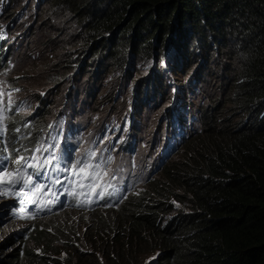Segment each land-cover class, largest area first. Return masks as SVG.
Returning a JSON list of instances; mask_svg holds the SVG:
<instances>
[{
    "label": "clouds",
    "instance_id": "1",
    "mask_svg": "<svg viewBox=\"0 0 264 264\" xmlns=\"http://www.w3.org/2000/svg\"><path fill=\"white\" fill-rule=\"evenodd\" d=\"M20 1L0 0V33H2L0 35V116L3 117V124L6 128L4 136L0 137L2 141L0 149L4 150L2 154L15 158L17 153L14 150L19 149L21 153L28 156L32 153L25 149L31 150L41 145L47 147L48 144H58V147L50 151L54 150L56 156L62 159L61 168L66 162H75L76 159L83 160L89 152H95V157L89 162L90 164L101 156L105 160H110V163L104 165L109 171L103 180L98 179L92 192L87 191V179H76L75 170H73V172L59 173L62 183L57 184L51 190L46 187L35 192L32 199L36 200V203L26 200L22 206L19 203L20 198L11 194L0 195V264H33L34 256L37 255L43 256L39 264H57V262H52L54 258H58L64 264H70L71 262L78 263L81 256L90 254L92 258H97L106 264L102 251L106 247L107 237L91 234L95 230L92 228L95 218L100 214L122 218L135 209L140 200H150L149 193L153 183L180 169L185 161L189 142L204 133L209 116L215 118L220 126L237 129L250 120V113L245 110V102L239 96L232 95L229 76L233 70L228 68L221 53L215 49L208 51L205 45L197 43L193 45L192 50L195 54L187 55L179 53L172 43L168 42L163 49H154L150 55H137H140L145 62L157 59L161 64L165 59L180 57L187 69L197 64L203 66L201 58L215 59L217 65L222 68L221 71L226 73L222 93H224L225 100L231 101L234 105L235 121H231L226 115L222 116L216 108L208 104L202 106L201 115L198 117L192 100H196L199 86L190 82L192 93L180 98L176 87L164 80L163 76L157 72L133 81L137 87L139 86L140 97L149 93L160 96L165 86L172 85L173 92L160 97L168 103L160 118L163 122L162 126L155 132L150 133L148 130H143L141 121L143 116L137 111L141 103L139 99L132 98V95L130 99L128 98L130 105L122 113L117 112L115 106L114 110L112 106L103 105L101 108L96 106L92 113L94 120L90 123L83 122L76 111L79 106L75 105L74 110H71L70 105L65 101L69 97V90L76 86L75 82L68 87L65 99L59 104L56 91H50L51 86H45L37 92L27 90L25 93V85L21 82L23 73L18 74L17 69L22 62L25 65L23 52L29 43L22 40L33 32H26L16 24V8ZM40 2L47 6L46 22L53 25L52 21L55 20L56 13H59L62 18L66 15L65 22L67 23L81 15L78 18L80 33L75 39L69 40L73 41L71 45L81 57L77 65V67H83V70H80V76L89 72L90 75H95L100 71L107 73L110 70L109 61L115 63L117 60L112 61L105 57L101 60L100 56L96 59L92 58L93 40L88 39L86 35L85 7L79 8L78 6L83 2L81 0H40ZM19 13H22V10ZM190 26V23H182L178 27L181 38L189 45L190 35H192ZM72 35L74 36L75 32ZM53 37L49 34L47 40L51 41ZM173 37L177 35L173 33ZM33 57L35 58L34 55ZM131 58L132 56L128 55L124 61L126 65ZM194 59H198V63L192 66ZM49 64L53 70L49 81L58 84L63 77L62 63L59 62V70L55 69L51 63ZM102 64L107 67H103ZM233 65L235 67L234 63ZM66 73L67 75L77 74L70 67ZM199 78L197 77V80ZM43 97L47 101H44ZM56 105L58 113L53 111L52 106ZM217 105L221 103L218 102ZM238 108L241 116L237 114ZM257 110L256 106L253 111L257 113ZM263 112L264 106L257 116L262 118ZM89 133L90 137H88ZM52 137H56V140ZM48 154L44 151L35 153L36 156H48ZM14 167L16 166L10 165L9 172H12ZM48 171L51 173L50 168ZM90 172L91 168L85 167L79 175L84 177ZM5 175L8 176V173ZM110 177L112 187L107 189L103 198L97 199L95 193L99 191V185ZM32 179L38 181L39 177L33 176ZM69 191L72 194H69ZM110 192L115 194L109 195ZM179 192L184 193L183 189H179ZM178 198L171 195L169 198L171 208L158 213L163 226L168 225L170 219H175L181 212L189 209L186 200L182 201ZM86 200L87 203L84 202ZM117 233L118 230L113 232L112 236ZM167 239L168 237L160 230H156L151 238L145 239L142 247H137L136 250H141V253L148 255V258L139 260L140 264H149L152 260H156L163 251ZM109 242V249H112L111 253L114 254L120 244ZM147 243H151V246L145 247ZM134 253L135 251H126L123 258H129Z\"/></svg>",
    "mask_w": 264,
    "mask_h": 264
},
{
    "label": "trees",
    "instance_id": "2",
    "mask_svg": "<svg viewBox=\"0 0 264 264\" xmlns=\"http://www.w3.org/2000/svg\"><path fill=\"white\" fill-rule=\"evenodd\" d=\"M81 1L92 58L121 64L129 50L147 56L168 42L192 55L201 43L221 53L233 70L232 95L245 102L251 117L233 129L209 116L180 169L153 183L150 200H140L122 218H95L91 234L107 237L106 264H140L135 254L123 258L125 252L141 248L156 230L168 239L149 264H264V112L257 116L264 106V0ZM182 23L191 24L190 45L181 38ZM171 195L186 200L189 209L163 226L158 213L171 208ZM109 241L120 244L114 254ZM34 258L39 264L43 256ZM80 258L70 264H105L91 254Z\"/></svg>",
    "mask_w": 264,
    "mask_h": 264
},
{
    "label": "rangeland",
    "instance_id": "3",
    "mask_svg": "<svg viewBox=\"0 0 264 264\" xmlns=\"http://www.w3.org/2000/svg\"><path fill=\"white\" fill-rule=\"evenodd\" d=\"M46 7L40 0H21L16 8V24L26 32H33L30 35H26L24 40H22L29 43L25 48V52H23L25 65L22 62L17 69L18 74L23 73L21 74V82L25 85V93L27 90L37 92L45 86H51L50 91H56L59 104L65 99V95L69 90L68 87L72 82H75L76 86L69 90V97L65 101L70 105L71 110H74L75 105L79 106L80 110L77 108V114L86 123L94 120L92 113L96 106L98 108L103 105L112 106L113 110L115 106L116 111L122 113L130 105L129 97L132 95V98L135 100L139 99L141 103L137 111L143 116V119H141L143 130L153 133L162 126L163 122L160 118L165 105L168 103L164 102L160 97L171 94L173 92L171 87L174 85L178 97L183 98L192 93V86L189 85L191 82V84L195 83L199 86L196 100H192L198 117L201 115L202 106L208 104L210 107L216 108V111L222 116L226 115L231 121H235L234 105L231 101H226L224 93H222L224 75L226 73L221 71L222 68L217 65L215 59L201 58L203 66H199L197 64L198 59H194L192 60V66L197 65L187 69L180 57L165 59L162 64L157 59L145 62L140 55L129 50V55L132 58L127 65L125 62L119 64L118 62L112 63L109 61L110 70L107 73L100 71L96 72L95 75H90L89 72L80 76V70H83V67H77V65L81 57L77 55L76 50L72 47L71 43L73 41L69 40L75 39L76 35L80 33L78 18L81 15L67 23L65 22L66 15L62 18L59 13H56L55 20L52 21L54 22L53 25L46 22ZM20 10H22V13H19ZM74 32L75 35L73 36L72 33ZM49 34L54 36L51 41L47 40ZM59 62L60 64L62 63L61 72L63 77L61 80L59 78L58 84H53L49 81V76L53 72L49 63L55 69H58ZM69 67L73 68L77 74L70 73L67 75L66 72ZM157 72L172 85L165 86L160 96L149 93L140 97L139 86L137 87L133 81ZM197 77L200 78L197 80ZM60 88L61 90L59 91ZM218 102L221 105L218 106ZM57 105L52 106L55 113H58L55 108ZM237 114L241 116L239 108ZM88 137H90V133ZM148 246H151V243L145 245V247ZM134 254L139 258L138 260L148 258V255L144 252L141 253V250L135 251ZM73 258L77 257L73 256Z\"/></svg>",
    "mask_w": 264,
    "mask_h": 264
},
{
    "label": "snow or ice",
    "instance_id": "4",
    "mask_svg": "<svg viewBox=\"0 0 264 264\" xmlns=\"http://www.w3.org/2000/svg\"><path fill=\"white\" fill-rule=\"evenodd\" d=\"M0 35H2V33H0ZM4 110L6 111V109ZM5 132L6 128L3 124V117L0 116V137H3ZM52 139L56 140V137H52ZM55 147H58V144H48L47 147L41 145L31 150L25 149V151H30L32 153L28 156L21 153L19 149H15L14 151L17 153L15 158L4 156L2 154L4 150L0 149V195L7 196L11 194L16 196L20 198L19 203L22 206L26 203V200L36 203V200L32 199L35 192L46 187L51 190V188L55 187L57 184L62 183L59 173L73 172V170H75L74 176L76 179H87V191L92 192L93 187L97 185L98 179L103 180L104 176H106L109 171L104 165L110 163V160H105L103 156L96 159L93 164L89 163L93 161L95 152H89L83 160L76 159L75 162H66L64 167L61 168L60 164L63 162L62 159L56 156L54 150L50 151V149H54ZM41 151L48 152V156L35 155V153ZM10 165L16 166L13 168L12 172H9ZM77 165H79V167H77ZM85 167H90L91 172L81 177L79 174L84 171ZM49 168L51 169V173L48 171ZM29 169H31V171H29ZM42 172L43 175H41ZM5 173H8V176H6ZM9 176L11 178H8ZM33 176L39 177V180L33 181ZM70 182L72 181L70 180ZM109 187H112L111 177L103 184L99 185V191L95 193L96 198H103ZM26 189H28V191H26ZM69 194H72V192L69 191ZM108 194L113 195L115 193L110 192ZM53 196H56L55 192ZM84 202L87 203L88 201L86 200ZM49 203H51V201H49Z\"/></svg>",
    "mask_w": 264,
    "mask_h": 264
}]
</instances>
